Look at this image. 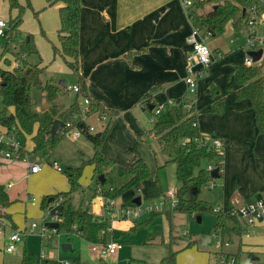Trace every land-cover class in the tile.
I'll use <instances>...</instances> for the list:
<instances>
[{
  "label": "crops",
  "instance_id": "1",
  "mask_svg": "<svg viewBox=\"0 0 264 264\" xmlns=\"http://www.w3.org/2000/svg\"><path fill=\"white\" fill-rule=\"evenodd\" d=\"M43 2L46 8H52L48 7L44 0ZM53 7L57 9L55 14L57 15L58 13L59 18L60 6L56 5ZM192 30L193 22L188 17L181 0H82L80 72L87 82L89 97L99 102L105 111L114 114V119L101 148V153L113 159L119 166L127 167L138 159H144L150 165L152 164V160H155V163H157L158 154L162 152L156 137L148 131L146 125L142 122L140 115L142 116V113H146L148 110L143 102H139L140 98L149 92H153V100L161 104L165 101L176 100L178 98L195 97L193 99L196 102L199 128L207 136L219 139L223 147L225 144L228 147H232V153H234L232 158L228 156L225 161L223 160V173L221 178H219L220 186L224 188L222 207L232 208L246 205L264 195V193L260 195L264 192V134L258 135L257 133L252 103L249 100H236L235 91L238 89V85L231 76V72L236 66L243 65L244 58L240 53L232 51L230 46L221 38L222 35L209 37L206 43L212 50L215 61L207 68L206 75L198 78L195 96H188L186 56L192 49L189 41ZM238 40V38L230 39V44L233 45ZM75 79V85H77L76 76ZM210 83H213L220 90V96L212 98L207 95ZM61 84L64 85L65 83L61 82ZM228 86L231 88L229 91H227ZM64 96L63 92V95L58 98V103L66 109L73 101L66 104ZM222 97L225 99L223 114H214L212 112V105ZM46 100L48 99L43 98L40 100L41 103L39 102L38 107L35 108L36 111L43 112L52 106L50 101L48 100L49 102H47ZM42 103H46V105ZM80 103L82 104V99ZM47 105L49 106L47 107ZM11 110L13 111V109ZM94 116V119L99 121L97 115ZM106 123L103 122L98 127V131L103 130L106 127ZM249 124L251 127H255L257 140L254 143L255 147L253 145L254 157L250 154L247 157L248 163L244 156L236 157L238 153L234 152L236 140L233 135L235 132H244ZM37 129L38 125L35 126L32 135L25 136V157L29 141H31V148L34 150L32 138L36 134ZM0 130L4 131L5 128L0 126ZM145 134H148L147 138ZM83 137L87 139L86 135ZM151 141L155 142L154 147L149 143ZM226 150H229V148ZM82 156H84V153H82ZM165 158L167 161L166 156ZM28 162L38 164V162L28 161L27 158L18 162L0 161V185L5 187L12 205L15 200L19 201L11 193V191H15L18 185L10 179L18 181L25 177L28 180L31 178L41 180L39 177L42 176V166L39 172L31 173ZM91 167L93 168V166ZM55 171L58 174L63 173L58 172L56 169ZM222 178H224L223 181ZM58 183L49 184V194L47 195H50L53 189L66 188L65 180ZM145 184L146 182L142 183L140 185L141 189L138 188L136 190L148 192L146 198L151 197L153 189L149 188L151 186L148 183V186L144 188ZM91 187H88V189L81 187V192L87 194V196L83 197L92 199V203L98 204V195L90 191ZM17 192L18 190L15 191V194ZM128 194H131V191L124 195V199L129 196ZM164 195L165 193H163ZM133 198L135 199L136 197ZM22 199H24L25 203H28V198ZM124 199L120 202L123 201L125 203ZM12 205L7 209V213L12 220L0 217V264H17L20 262L21 259L16 261L12 256L14 252L8 253L6 248L10 243V236L14 232H24L30 225L27 222L25 225H21L14 218V214L11 213L13 210L11 209ZM94 207L89 208L90 212H93V215L95 211L100 210V208ZM163 214L146 215L138 220L115 218L110 222V225L114 228L113 225L118 221H124L122 222L123 224H126V221L127 223L132 222L131 229L124 232L121 237V240L126 245L160 244L168 247V245L164 244V241L168 240L170 226L166 215L160 216ZM44 216L45 211L41 209V221L39 223L35 222L41 226ZM153 225L155 227H152ZM250 227L252 225L238 222L236 224V232H233V235L231 234L230 237L226 236L223 238L220 232L217 233L225 241H230L231 244L233 243V237H239L238 249L230 254H236L240 250L243 255L242 261L245 264L252 261V256L258 257V260L253 261L254 264H260L261 259L259 256L263 254L260 248L257 245H253L255 246L254 248L247 247L244 252L243 245L240 242V240L242 241L244 238L251 236ZM253 227L259 230L264 229V219L258 222V224L253 225ZM213 232L214 230H212V234ZM212 234H209L210 240L207 241V244L214 239ZM118 235L114 230L113 237L120 242L121 240ZM203 235L209 236L205 233ZM75 237L81 239L78 236ZM53 239L51 241L45 240L44 242L51 244ZM27 241L28 236L19 243L24 248L23 252L27 249ZM192 241H197V245L199 244L201 247L205 248L207 246L200 244V237ZM19 244H17V247H19ZM73 250L72 247L71 251ZM122 250L123 248L116 256L110 259L113 258L114 261H119L123 256V253L120 254ZM133 251L131 249V252ZM244 256L247 258H244ZM65 261L72 263L73 260Z\"/></svg>",
  "mask_w": 264,
  "mask_h": 264
},
{
  "label": "trees",
  "instance_id": "2",
  "mask_svg": "<svg viewBox=\"0 0 264 264\" xmlns=\"http://www.w3.org/2000/svg\"><path fill=\"white\" fill-rule=\"evenodd\" d=\"M10 11L15 12L11 17L5 37L10 41L17 40V35L23 23L26 6L19 0H6ZM48 7L59 5L60 28L58 30L59 47H54V55H60L66 65L77 77V85L80 91L75 94L73 103L68 108H63L58 103V98L63 95L61 86L53 80L46 78V67L42 65V57L34 43L32 37L29 40L20 41V53H16L18 65L11 68L6 62V68L0 66V126L8 130L16 131L25 147L26 135L34 133L35 126L38 129L33 135L34 152L42 153L44 156L53 152L65 137L62 131L65 125L53 137L51 129L56 119H61L64 123L74 121L75 114H81L82 104L80 99L89 98L90 114L107 115L106 127L95 133H86L88 140L93 145V155L88 161H84L81 167H69L66 173L70 189L66 192H59L55 195H47L41 201V209L46 211L50 202L61 200L59 212L61 217L60 227L55 234L50 235L46 241H51L61 231L66 235L78 236L90 244L108 242V238L102 235V231L107 227V222H98L90 209L84 207L83 199L80 203H75V194L81 189L79 180L85 165L93 166V182L95 188L90 191L97 194V185L101 184L99 177L104 176L102 185V195L106 199H117L124 196L129 191L139 188L145 181L155 180L158 183V176L155 175L148 163L144 159H138L131 165L119 166L116 162L101 153V148L105 142L109 128L113 121V115L105 111L99 102L91 99L87 93V82L82 77L79 66L80 58V35L82 19V0H44ZM261 0H194L193 6L189 8L191 18L199 30L216 37L226 32L228 25L235 32H242L248 28V10L259 5ZM29 5V4H28ZM264 7V6H263ZM8 49V47H7ZM6 50V49H5ZM21 54L26 57L21 58ZM36 56V63L30 62L29 57ZM264 63L263 65L236 66L231 72L238 89L235 91L236 100H249L255 113L256 127L258 135L264 134ZM209 92L212 98L221 95L220 90L213 84H209ZM46 94L51 107L43 112L36 111L33 106L34 91ZM139 102L147 105H154V109L148 110L155 117L150 133L156 137L161 152L167 157L166 164L176 166V177L179 182L177 190V207L173 211L165 212L170 226L169 237L164 244L168 245L169 253L163 258L161 264H177L178 252L173 249L174 245L181 239L173 234V213L186 214L192 218H198L205 214H213L217 218L214 232H220L224 237L233 235L236 232L238 220L229 212H217L213 205L207 206L197 196L211 182L217 179L211 176L209 166L219 170L220 178L223 173L224 154L216 150H209L201 146L196 139L202 138L204 133L198 125V114L196 102L193 98H178L172 105L167 101L158 104L153 100V92L142 96ZM189 105V107H188ZM160 106L161 112L155 115L154 110ZM225 99L215 101L212 105V112L217 115L223 114ZM13 109V111L11 110ZM96 117V116H94ZM76 129L85 128L86 124L74 121ZM1 132V130H0ZM1 147V146H0ZM26 150H24L25 153ZM93 190V191H92ZM94 194V195H95ZM163 197L161 189L151 197L146 199ZM133 196L126 198V204L132 203ZM124 203V204H125ZM12 205L5 187L0 185V217L12 220L7 213V209ZM12 223V222H11ZM233 224V226H232ZM15 227V225L12 223ZM235 230V231H234ZM180 238V239H179ZM222 238V239H223ZM179 239V240H178ZM224 240V239H223ZM197 244V241H190L187 248ZM227 255V253H225ZM222 257L224 256L221 252ZM235 257L238 264H245L242 261L243 255L240 250L236 254L228 253L225 259ZM99 264H104L103 259H99ZM10 264V263H5ZM17 264H59L52 258H38L35 255L23 252L21 260ZM71 264H85L80 258L73 260ZM247 264H254L249 261Z\"/></svg>",
  "mask_w": 264,
  "mask_h": 264
},
{
  "label": "rangeland",
  "instance_id": "3",
  "mask_svg": "<svg viewBox=\"0 0 264 264\" xmlns=\"http://www.w3.org/2000/svg\"><path fill=\"white\" fill-rule=\"evenodd\" d=\"M19 2L26 6L24 11V20L18 32L17 40L10 41L8 45L7 38L5 36H0V59L9 62V67L11 68L18 65V62H16V53H20L21 51L20 41L32 37L41 54L42 65L46 67V78L48 80H53L56 84H59L65 94L64 102L66 104L71 103L72 101H74L76 96L75 93L71 90L76 83L75 75L63 61L60 55H54V47H59L57 38L59 18L58 13L57 15L55 14V12H57V9H55L54 7L46 8L43 0H19ZM14 16L15 12L10 11L8 2L6 0H0V19L5 22L7 27L10 23L11 17ZM258 33L260 35H263L264 27L260 28L258 30ZM246 36V30L235 33L231 25H229L226 29V32L222 34L221 37L223 38L225 43L230 46L232 51L240 53L241 56H243V61H245L247 53L251 50L247 45V41L245 39ZM233 38H238L239 40L232 45L230 44V39ZM260 48H262L264 51V45ZM28 60L33 63H36L38 61L36 56H31L28 58ZM213 61H215L214 56H212V62ZM6 62L4 66H7ZM263 63L264 54L262 59L256 64L263 65ZM206 70L207 69L204 70V74L202 77L206 75ZM62 81L65 82L64 85L61 84ZM230 89V86H228L227 91H229ZM187 95L195 96L190 92L189 88L187 90ZM207 95L211 97L210 92ZM39 98L40 100L46 98V94L35 90L33 97V106L35 108H37L39 105ZM46 101L49 102L48 100ZM42 104L46 105V103ZM49 105H47V107ZM142 114V116L140 115V117L142 118V122H144L148 131H150L153 126L152 115L148 111ZM103 122L106 123V121H96L94 117L89 119V123H92L91 125H93L96 129L95 132H98V127L101 126ZM147 135L145 134L146 138ZM233 137L236 140L234 152L238 153L236 157L239 158L244 156L245 160L249 163L247 157L250 156V154H252V156L254 157L253 145L257 140L255 127H251V125L249 124L245 128L244 132H235ZM149 143L153 145V147L155 146V142L151 141ZM223 148L224 149H222V153L224 154V161L228 156L229 158L230 156L231 158L234 156V153H232V147H228L225 144ZM227 148H229V150H226ZM92 152V143L83 136L80 140H73L71 135H66L62 139L60 144L56 147V149L45 156L42 153H34L33 149L31 148V141H29L27 144L26 158L28 161L38 162V164L42 166V176L39 177L41 178V180H37L35 178H31L28 180L25 177L22 180L18 181L16 179H10L11 181L16 182V185H18L15 189V191L18 190V192L16 193L17 195L15 194V191H11L15 198L19 199V201L15 200V202H13L14 204L11 207V209H13L11 213L14 214V218H16L17 221L21 223V225H25L26 222L30 225L35 221L39 223L41 221V201L45 196H47V194H49V184H55L59 181L64 180L66 181V188L62 189L60 187L59 189H53L50 192V195H55L59 192H66L70 189L66 173L58 174L55 171L53 164H57V166L61 167L64 171H66L69 167H81L84 161L89 160ZM82 153H84V156H82ZM165 164L166 158L162 153L158 154L157 163H155V160H152L151 165L148 163V165L151 167L152 172L155 175H158V183L155 180L145 181L146 184L144 188L149 185L151 186L149 188L153 189V193L151 192V196L155 195L159 189H161L163 193H167L169 188L171 187H173L174 191H177L179 188V182L177 181L176 177V166L174 164ZM93 175V168L90 165H85L83 168L82 176L79 180L80 186L86 187L85 189H88V187L91 186L95 188ZM223 179L224 178H222V181ZM219 181L220 179H217L215 181V189H210L207 186L198 194H192L191 197L197 196L207 206L213 205L216 208L222 207L224 188L220 186ZM81 190L82 189H79V191L75 194L74 201L76 204L80 203V199L83 196H87V194H85V192H81ZM147 193L143 192L142 190L137 191L136 189H133L131 191V194H128V197H130L131 195L133 197L141 196L142 199L146 202H155L157 201V199H159H146ZM263 193L264 192H262L260 195H262ZM22 198H28V203H25L24 199ZM122 199H124V196L116 199L117 205H119V203L123 204V201L120 202ZM165 199L167 210L173 211L171 209L172 199ZM124 200V202H126V199ZM160 216H165V214ZM216 221L217 218L213 214L203 215L201 222H199L197 218L194 219L186 214L177 213L173 216V234L181 238H179L180 240L178 239L179 241L173 247V249L178 252V256L176 259L177 264H225V256H227L228 253H233L238 249L239 237H233L232 244H230L229 246L224 245L221 248L217 247V239L211 240L205 248L201 247L199 244L187 248L188 243L192 240H197L200 235H203L204 233L208 235L212 234V230L215 226ZM122 222L124 221H118L113 225L115 233L119 234L118 236L120 237V240L122 239V234L126 231H129L132 227V222L127 223L126 221V224H123ZM152 227H155V225H153ZM249 231L251 236L249 238H244L242 241L240 240L243 245V251L245 252L247 247L254 248L255 246L253 245H257V247L260 248V251H262L261 253H263L259 256L261 259L260 264H264V229L259 230L256 229V227L254 228L252 226L249 228ZM39 233L40 224L37 232L28 236L26 249L28 253H31L38 258L41 257V252H44L47 255V258L55 259L59 262V264L64 263L65 260L72 261L76 258H80L83 262H85V264L100 263L99 258L92 253L90 244L83 239H78L75 236L68 237L64 231H61L57 236H55L51 244H46V242H44L46 239H43L39 235ZM70 240L72 241L70 242ZM120 242H122L123 244V250L120 252V254L123 253L121 259L116 262L113 258H108L106 261H104V264H161L163 258L166 257L169 253V248L160 244L130 246L126 245V243H123L122 240ZM64 243H71L74 250L66 252L63 251L62 245ZM18 246L19 247H17V250L14 252V254H12L13 258H15L16 261L21 259L24 249L23 247H21V244H19ZM131 249H133L134 251L131 252ZM221 252L224 255L223 257L222 255H220ZM225 253H227V255ZM244 258L247 257L244 256Z\"/></svg>",
  "mask_w": 264,
  "mask_h": 264
},
{
  "label": "built area",
  "instance_id": "4",
  "mask_svg": "<svg viewBox=\"0 0 264 264\" xmlns=\"http://www.w3.org/2000/svg\"><path fill=\"white\" fill-rule=\"evenodd\" d=\"M182 5L186 9V13L189 18H191L189 8L193 6L194 0H181ZM264 0H261L259 5H256L248 10L249 19H248V28L247 36L245 37L247 41L248 47L251 49L250 51H258L264 45V34L260 35L258 30L264 27ZM7 25L5 22L0 19V36H5V31L7 30ZM210 37L209 33L202 32L195 25H193V30L190 36V44L192 49L187 53V77L186 83L188 88L192 94H196V83L200 76L204 74V70L209 68L212 63L213 52L206 43V40ZM258 47V48H257ZM249 51V52H250ZM264 53V52H263ZM25 57V55H21V58ZM256 63L253 62V58L248 55L245 58L244 65L245 66H253ZM5 60L0 59V66L6 68ZM11 68V67H10ZM75 94H77L80 89L78 85H74L71 89ZM169 105L174 103V100L167 101ZM90 100L89 98H84L82 101V112L81 114L74 115V121H80L86 124L85 128L76 129L74 127V121H68L64 123L65 128L63 127L62 134L64 136L71 135L73 139H79L84 136L86 133H95L96 129L93 125L89 123V119H91L90 114ZM160 106L154 110L155 115H158L161 112ZM189 107V105H188ZM98 119L101 121L107 120V115L103 114L102 116L98 115ZM155 117L152 116V121L154 122ZM63 125V126H64ZM154 136V135H153ZM197 142L201 144V146L206 147L209 150H216L217 152L222 153L223 145L222 142L213 137H209L207 135H203L202 138L196 139ZM0 161L3 162H18L26 160L25 157V147L23 142L16 131L1 130L0 132ZM28 166L30 168L31 173H37L41 170V166L37 163H29ZM53 167L58 172H63V169L57 164H53ZM208 170L211 173L215 170L214 167L209 166ZM208 187L210 189H215V182H211ZM97 195H98V204L92 203V199H87L82 197L83 205L87 208H100L99 211H95L94 217L98 222H107V227L102 231V235H105L108 238V242H100L91 244V251L95 254L99 259L106 260L115 256L122 248L123 244L118 242L113 237L114 228L110 225V222L115 218L127 219V220H138L146 215H154V214H163L169 210L166 208V199L171 198L172 204L171 209L175 210L177 207V191H174L173 187L169 188L168 192L165 193L163 197H160L155 202H146L141 199V203L139 205L135 204L133 201L129 204H119L117 205L116 199H106L102 195V185H97ZM61 200H54L50 202L49 206L45 211V216L43 222L40 226L39 235L43 239H47L50 235L55 234L57 229L51 228L49 223H60L61 217L59 212ZM217 212L225 211L229 212L231 215L235 216L239 223L247 224V225H256L262 219H264V195L260 198L254 200L253 202L246 205H239L232 208H223V207H215ZM93 213V212H92ZM39 228V224L33 222L24 232H14L10 236V243L6 248L8 253H13L16 251L17 244L21 243L24 238L29 235L35 234ZM212 237L217 239V247L221 248L226 245L229 246L231 244L230 241H225L221 238V236L217 232H213ZM42 258H46L47 255L42 252ZM64 264H71V262L65 261ZM225 264H238L237 259L235 257H230L228 260H225Z\"/></svg>",
  "mask_w": 264,
  "mask_h": 264
},
{
  "label": "water",
  "instance_id": "5",
  "mask_svg": "<svg viewBox=\"0 0 264 264\" xmlns=\"http://www.w3.org/2000/svg\"><path fill=\"white\" fill-rule=\"evenodd\" d=\"M27 40H29V38H27ZM263 49H260L258 51H250L248 52V55H250L252 58H253V62L257 63L259 62L262 57H263ZM62 83L64 84L65 82L62 81ZM146 109L148 110H152L154 109V105H147L146 106ZM64 125V122L61 121V120H55L54 123H53V126H52V129H51V135L54 137L58 131H60V129L63 127ZM211 176L215 179H219L220 178V175H219V170L218 169H215L212 173H211ZM99 181L101 182V184H104V176L101 175L99 177ZM133 202L137 205H139L141 203V197H136ZM198 221L201 222V216H199L198 218ZM51 228H54V229H58L60 227V223H49L48 224ZM210 240V236H207V235H201L200 236V244L202 246H206L207 245V241ZM62 250L63 251H71L72 250V247H71V244L69 243H64L62 245ZM252 261H255V260H258V257L256 256H252L251 258Z\"/></svg>",
  "mask_w": 264,
  "mask_h": 264
}]
</instances>
